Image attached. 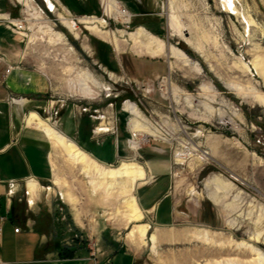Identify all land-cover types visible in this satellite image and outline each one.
Listing matches in <instances>:
<instances>
[{
    "label": "rangeland",
    "instance_id": "1",
    "mask_svg": "<svg viewBox=\"0 0 264 264\" xmlns=\"http://www.w3.org/2000/svg\"><path fill=\"white\" fill-rule=\"evenodd\" d=\"M58 1V10L50 13L42 0H32L30 8L16 0H0V18L7 20L0 23L17 32L29 68L48 78L44 102L28 112H36L69 139L64 129L71 126L68 118L73 113L93 123V130L113 128L105 132L109 142L92 146L109 158L111 142L119 137L120 157L109 165L98 164L117 167L135 159L151 179L133 192L140 220L127 222L120 213V198L114 203L103 202L100 194L92 197L83 166L56 152L51 141L50 150L47 141L53 178L59 177L62 184H52L50 172L49 181L41 184L50 189L39 188V207L20 209V214L41 219L44 231L52 233L49 244L60 253L101 249L108 254L114 244L149 255L155 264H215L226 259L247 263L252 254L237 248L246 242L264 254V101L259 98L264 99V70L251 65L259 57L264 67V0H235V6L256 23L248 32L242 16L226 12L221 0H116L117 8L110 14L104 0ZM171 6L185 25L181 33L170 25ZM6 11L9 17L3 14ZM85 16L99 18L102 30L115 32L122 44L118 51L78 22ZM61 17L74 21L75 29L64 27ZM138 27L159 38L165 49L181 50L190 62H197L200 73L168 55H138L125 35ZM55 33L63 35L62 43ZM84 71L100 84L89 98L74 91ZM238 88L249 98H243ZM127 104L134 106L138 117L130 114ZM84 107L87 112H81ZM221 117L231 118L238 127L221 124ZM133 119L138 128H130ZM133 142L139 143L135 151L130 147ZM213 176L235 187L219 205L206 197L214 191L206 184ZM58 188L66 191L64 196ZM161 197L167 213L173 207L171 217L159 212L166 214L162 221L156 209L145 208ZM21 198L26 203L23 191ZM17 202L21 207L23 202ZM139 224L148 226L146 234L132 243L127 234ZM198 230L208 231L210 239L198 238ZM254 232L260 233L258 242L249 241Z\"/></svg>",
    "mask_w": 264,
    "mask_h": 264
},
{
    "label": "crops",
    "instance_id": "2",
    "mask_svg": "<svg viewBox=\"0 0 264 264\" xmlns=\"http://www.w3.org/2000/svg\"><path fill=\"white\" fill-rule=\"evenodd\" d=\"M3 14L9 17L7 11ZM0 20L7 21L2 18ZM18 38L13 28L0 23V264H155L149 255L142 256L141 252L129 251L127 248L124 250L122 246L115 247L114 244L108 254L97 249L62 257L58 254L59 249H54L49 244L52 241V233L44 231L41 219L20 214V209L27 212L35 211L39 207V188L42 187L41 184L49 181L50 172L53 184V166L50 158V140L43 132L26 123L30 114L28 110L31 107L38 108L44 102L42 98L49 91L48 78L43 72L29 68V60L19 49ZM7 67H10L9 71H6ZM10 97L18 99L13 101ZM68 122L71 126L64 131L97 163L109 165L108 162L120 157L119 144L122 140L119 137L112 140L113 154L107 158L94 151L92 146H103L109 142L110 135L105 133L107 131H100L98 126L93 130V123L89 124L87 118L77 116L76 113L68 118ZM47 141L50 144L49 151ZM30 176L34 178L30 184L34 183L36 186L31 188L28 184L34 204L27 206L21 196L23 181ZM9 179L19 182V187L14 196L8 199L6 182ZM59 191L61 196H64L66 191ZM167 194L168 192L163 196ZM164 199H159L155 204L147 203L145 208L156 209L157 216L159 212L165 211L171 217L173 207L167 213V206H163ZM91 200L92 197L87 201ZM17 201L23 202L21 207H18ZM65 201L76 205V202L71 203L66 199ZM166 214L165 217L159 215L160 218L164 217L161 221L167 219ZM15 228L19 230L16 232Z\"/></svg>",
    "mask_w": 264,
    "mask_h": 264
},
{
    "label": "bare ground",
    "instance_id": "3",
    "mask_svg": "<svg viewBox=\"0 0 264 264\" xmlns=\"http://www.w3.org/2000/svg\"><path fill=\"white\" fill-rule=\"evenodd\" d=\"M16 1H18L27 8L32 7V0H16ZM221 1H222L221 4L226 12L235 16L238 15L242 16V18L245 20L246 27L244 32H248V30H250V27L256 25V23L250 16H247V14H245L235 6V0H221ZM104 3H105L104 5L105 11L107 14L114 12L115 11L114 9L117 8L118 5L116 0H104ZM53 12L56 13V10L54 9ZM117 13L122 15L124 14L123 11H119V10H117ZM174 14H175L174 8L171 6V14L169 16L170 25L174 30L181 33L185 25H183L180 22V20H178L177 16H175ZM61 20H62L61 23L68 30L75 29L76 24L74 21L64 17H61ZM12 22L16 26L20 25L19 21L14 20ZM78 22L85 24L86 28L96 33L103 40L109 42L113 46L115 51L119 50L120 46L122 45L120 43L121 41L119 40V38L116 37L115 32L104 31L99 27V25L101 24V20L99 18L85 16L79 18ZM55 34L57 36V40L62 43L63 35L61 33H55ZM125 35L132 43V47L136 48L135 51L136 53H138V55L145 54L152 58L168 55L170 56V58L173 57L175 60L179 61L182 67L191 66L190 70L191 71L194 70L196 73H200L201 71L197 62H190V60H188L186 55L176 47L171 46L170 48H168V50L165 49L164 43L159 38L154 36L152 33L147 31L144 27H138L133 32L126 33ZM123 41L125 40L123 39ZM190 43L192 44L191 41ZM251 65L252 68L256 71L258 68L259 69L261 68L262 72L264 70L262 60L259 57H256ZM245 68H248L247 64H245ZM93 78L91 74H89L88 72L84 71L83 74L81 72L79 77H77L79 82L75 84V88H74L76 94H79L82 97L89 98V96H91L93 92L91 90L94 87L97 88L100 86V84H98ZM202 89H206L205 85H202ZM238 90L241 91L243 98L245 99L249 98L248 96L250 94L244 92L243 89L241 88H238ZM250 93H253L252 95H254V91H251ZM259 98L264 101L262 96H259ZM126 109L130 112L131 115L135 117L139 116L138 111L134 108L133 105L127 104ZM26 123L27 125L30 126L32 125L41 132H43V134H45V136L51 141L53 149L56 152L58 151L63 152L69 162L73 163V165L83 166L82 173L84 175V178L86 179L89 191L91 192L90 195L92 197H96L97 194H100L103 197V202L104 201L114 202L117 201L116 199L119 197L120 205H121L120 213H122V215L125 217V220L127 222L140 220L141 213L139 211L137 198L135 197V195H133V192L136 190V187L139 184L149 183V180L151 179L147 175L144 167L140 163H138L135 159H132L128 161L123 160L117 167H109V168L101 167L84 150L79 148L73 140L69 139L61 131L57 130V128L48 124L36 112H30V114L26 118ZM130 124H131L130 128L132 129L138 128V124L134 121V119L131 121ZM221 124L226 126H232L234 127V129L235 127H238L235 126L236 124L233 123L231 118H227V117H221ZM108 131H111V128L108 127ZM138 145H139L138 142L135 143L133 142V144H131L130 147L135 151ZM54 178H53L54 180L53 184L55 185L62 184L59 177H57L56 179ZM30 182L33 181L29 180L28 184H30ZM206 184L207 185L211 184L214 186L213 193L208 192L211 193V195H208L206 197L216 205L217 204L219 205L221 199L224 198L223 196H225L226 194H230V191H232V189L235 188L233 184H231L229 181L219 179L216 176H213ZM35 186L36 184L34 183L30 184L31 188ZM29 194H30L29 202L31 204L30 206H32L34 204V200L32 199L31 190H29ZM194 194L196 193L194 192L193 195ZM147 228H148L147 225H140V224L135 225L128 232L127 239L132 243L134 242L136 243L137 241H142V239L146 234ZM254 233L256 234L252 233V235L251 234L249 235L248 237L249 241L258 242L260 233L258 232H254ZM195 235L198 238L204 239L206 241L210 239L208 235V231L198 230L197 232H195ZM150 240L153 243V252H155L154 245L156 242V237L152 235ZM237 248H243L244 250L247 251V253L248 252L250 253V256L252 254L253 257L249 260V262L241 263L234 261V259L233 260L226 259L223 261L217 260L215 264H264V254L253 245L246 242H242L241 244L237 245Z\"/></svg>",
    "mask_w": 264,
    "mask_h": 264
},
{
    "label": "built area",
    "instance_id": "4",
    "mask_svg": "<svg viewBox=\"0 0 264 264\" xmlns=\"http://www.w3.org/2000/svg\"><path fill=\"white\" fill-rule=\"evenodd\" d=\"M45 10H47L50 13H54L53 10H58V7L60 6L59 1L58 0H42ZM10 67H7L6 71H9ZM10 100H16L14 97H10ZM88 108L84 107L81 109V112H87ZM96 112V111H95ZM91 117H94V115L90 114ZM111 131L113 132V128H111ZM134 136V135H132ZM32 180L34 179L32 176L25 178V180L23 181L25 184V187H23V192L24 195L26 196L25 201L27 203L28 206H30V202H29V188H28V180ZM7 184V192H6V196L7 198H12L14 196V194L16 193V191L18 190L19 187V182H17L15 179H9L6 182ZM42 187H44L42 185ZM49 186H47L48 188ZM19 230V228H15V231L17 232Z\"/></svg>",
    "mask_w": 264,
    "mask_h": 264
},
{
    "label": "trees",
    "instance_id": "5",
    "mask_svg": "<svg viewBox=\"0 0 264 264\" xmlns=\"http://www.w3.org/2000/svg\"><path fill=\"white\" fill-rule=\"evenodd\" d=\"M75 253L73 250H68V251H63L62 253L59 252V255H61L62 257H71L73 256Z\"/></svg>",
    "mask_w": 264,
    "mask_h": 264
},
{
    "label": "water",
    "instance_id": "6",
    "mask_svg": "<svg viewBox=\"0 0 264 264\" xmlns=\"http://www.w3.org/2000/svg\"><path fill=\"white\" fill-rule=\"evenodd\" d=\"M106 164V163H105Z\"/></svg>",
    "mask_w": 264,
    "mask_h": 264
}]
</instances>
